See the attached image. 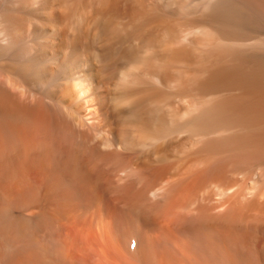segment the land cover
<instances>
[{"label":"bare ground","instance_id":"6f19581e","mask_svg":"<svg viewBox=\"0 0 264 264\" xmlns=\"http://www.w3.org/2000/svg\"><path fill=\"white\" fill-rule=\"evenodd\" d=\"M0 264H264V0H0Z\"/></svg>","mask_w":264,"mask_h":264},{"label":"clouds","instance_id":"9594fccd","mask_svg":"<svg viewBox=\"0 0 264 264\" xmlns=\"http://www.w3.org/2000/svg\"><path fill=\"white\" fill-rule=\"evenodd\" d=\"M2 43L7 44L8 43V40L5 39L4 41H2Z\"/></svg>","mask_w":264,"mask_h":264}]
</instances>
